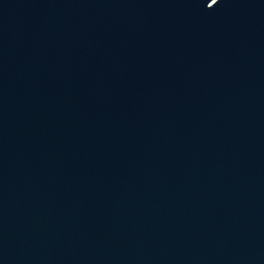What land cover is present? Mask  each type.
<instances>
[{"label": "water", "instance_id": "obj_1", "mask_svg": "<svg viewBox=\"0 0 264 264\" xmlns=\"http://www.w3.org/2000/svg\"><path fill=\"white\" fill-rule=\"evenodd\" d=\"M0 0V264H264V0Z\"/></svg>", "mask_w": 264, "mask_h": 264}, {"label": "snow or ice", "instance_id": "obj_2", "mask_svg": "<svg viewBox=\"0 0 264 264\" xmlns=\"http://www.w3.org/2000/svg\"><path fill=\"white\" fill-rule=\"evenodd\" d=\"M217 2H218V0H213V2H212V4H211V6H210L209 8H211L213 5H216V4H217Z\"/></svg>", "mask_w": 264, "mask_h": 264}]
</instances>
